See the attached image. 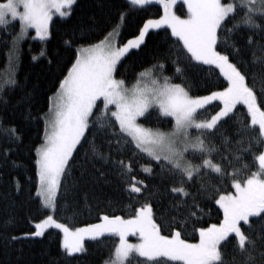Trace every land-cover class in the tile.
Returning a JSON list of instances; mask_svg holds the SVG:
<instances>
[{"label": "snow or ice", "instance_id": "obj_1", "mask_svg": "<svg viewBox=\"0 0 264 264\" xmlns=\"http://www.w3.org/2000/svg\"><path fill=\"white\" fill-rule=\"evenodd\" d=\"M75 3L0 0V30L20 25L10 53L18 52L30 29L47 41L53 17L70 16ZM128 3L138 9L158 4L162 15L148 19L123 45L115 28L95 44L74 47L65 41L74 58L48 98L34 159L35 195L52 214L35 222L26 235L43 237L50 229L59 230L66 264H71L67 258L86 252V239L103 245L111 237L118 242L104 264H264V0ZM178 3L186 8L183 15L177 14ZM159 29L175 38L167 53V58L176 56L174 75H165V63L157 60L131 86L117 79L122 60L145 44L150 30ZM242 33L247 34L243 45ZM45 55L42 50L40 56ZM185 61L208 66V75L222 77L224 86L193 96L186 81L173 82L186 75L180 67ZM15 84L9 72L0 92ZM213 102H219V110L202 118ZM238 106L246 109L244 119L236 121L229 135L225 125L236 120ZM6 131L13 141L19 139L14 128ZM80 148L86 159L101 162L97 181L103 178L107 184L115 176L123 185L127 218L103 214L99 222L76 228L55 219L57 194ZM139 173L144 179L137 178ZM166 182L171 186L162 192ZM75 191V185L65 186L66 194ZM162 196L169 207L158 215L153 201L159 203L156 198ZM210 203L222 211L217 223L204 221ZM189 228L198 242L185 238ZM130 236L138 242H129Z\"/></svg>", "mask_w": 264, "mask_h": 264}, {"label": "trees", "instance_id": "obj_2", "mask_svg": "<svg viewBox=\"0 0 264 264\" xmlns=\"http://www.w3.org/2000/svg\"><path fill=\"white\" fill-rule=\"evenodd\" d=\"M182 8L184 9L179 3L178 11L184 14L186 11H182ZM160 15L162 7L155 3L138 9L132 7L128 0H76L70 16L53 18L47 41L35 38L34 30H30L27 37L17 45L18 52L15 54L10 53V48L13 36L19 32V23L10 25L6 31L0 30V84L9 72L16 81L14 86L0 92V264H66L60 247L63 238L59 230L50 229L43 237L26 235L34 231L35 222L52 214L41 206L35 195L37 177L34 159L35 148L42 141L48 98L56 91L74 58V52L67 48L65 41H73L74 47L94 44L104 39L123 20L119 40L125 42L136 36L148 19ZM246 36V33L241 34V45L245 43ZM174 39H170L163 29L150 30L145 44L140 49L131 50L122 60L116 77L125 80L128 85L133 84L137 74L157 60L165 63L164 74L173 76L176 67L173 61L176 56L167 58V53L173 46ZM42 50L46 52L45 56H40ZM33 57L37 59L34 60ZM49 60H52L51 64ZM180 67L185 68L186 75L173 82L186 81L192 86L193 96L206 95L224 86L222 77L208 75L205 71L208 66H193L185 61ZM259 87L258 81L257 88ZM218 103L209 106L202 118H210L218 110L215 107ZM245 112L246 109L238 106L236 120L225 125L227 134L234 131L236 121L244 119ZM10 128L16 130L19 139L13 141L9 138L11 133L6 130ZM71 165V173L63 181L57 194L58 211L55 219L76 228L97 223V217L103 214L124 217L130 215L123 185L115 176L107 184L103 182V178L96 180L95 169L101 168L100 161H94L90 157L86 159L85 149L80 148L74 153ZM137 178L144 179V174L139 173ZM73 185L76 186V191L66 194L65 186L71 189ZM170 186L171 182H166L161 186L162 192ZM156 199L160 202L154 200L153 203L159 215L169 207V200L163 196ZM69 204L71 207H68ZM221 219L222 211L210 203L204 221L211 224ZM12 237L18 239L13 240ZM185 238L194 243L198 241V234H193L189 228ZM115 243V237L107 238L103 245L86 239V252L77 254L78 258L67 259L71 264H104Z\"/></svg>", "mask_w": 264, "mask_h": 264}, {"label": "rangeland", "instance_id": "obj_3", "mask_svg": "<svg viewBox=\"0 0 264 264\" xmlns=\"http://www.w3.org/2000/svg\"><path fill=\"white\" fill-rule=\"evenodd\" d=\"M178 5H179V3H178L177 6H176L177 14H178V15H183L181 12L178 11ZM181 10H182V11H184V10L186 11V8H184V9L182 8ZM54 17H55V16H54ZM54 17H53V18H54ZM157 18H159V17H156V18H150V19H157ZM122 22H123V20H121V22L117 25V27H115V29L119 32V37H120V31H121ZM50 25H51V23H50ZM50 25H49V31H50ZM142 27H143V26H142ZM30 30H33V29H30ZM30 30H29V31H30ZM112 31H113V30H112ZM112 31H110L109 33H111ZM28 33H29V32H28ZM109 33L106 35V37L109 35ZM138 34H139V33H138ZM138 34H137V35H138ZM137 35H136V36H137ZM136 36H134V37H132V38H130V39H128V40L134 39ZM34 37L37 38V37L35 36V32H34ZM104 39H105V38H104ZM104 39H102V40H104ZM114 39H115V38H114ZM102 40H101V41H102ZM128 40H126L125 42H120V40H118V44H119V45H123V44H125ZM99 42H100V41H99ZM96 43H98V42H96ZM94 44H95V43H94ZM133 50H134V49H133ZM116 78H117V77H116ZM117 79H119V78H117ZM134 83H135V82H134ZM134 83H133V84H134ZM127 85H128V84H127ZM131 85H132V84H130V85H128V86H131ZM206 95H208V94H206ZM202 96H203V95H202ZM213 103H215V102H213ZM218 110H219V108H218ZM218 110H217V111H218ZM46 113H47V112H46ZM46 113H45V114H46ZM214 114H215V113H214ZM44 116H45V115H44ZM193 135H195V133H193ZM126 218H127V217H126ZM98 222H99V221H98ZM61 223H62V222H61ZM62 238H63V233H62ZM116 239H117V238H116ZM128 239H129V242H131V243H137V242H138V237H135V236H130ZM117 242H118V240H117ZM197 242H198V241H197ZM194 243H196V242H194Z\"/></svg>", "mask_w": 264, "mask_h": 264}]
</instances>
